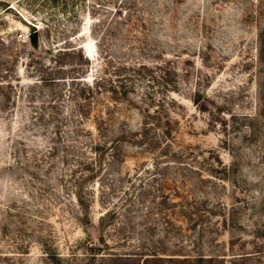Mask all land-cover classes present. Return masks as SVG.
Here are the masks:
<instances>
[{
	"label": "rangeland",
	"instance_id": "obj_1",
	"mask_svg": "<svg viewBox=\"0 0 264 264\" xmlns=\"http://www.w3.org/2000/svg\"><path fill=\"white\" fill-rule=\"evenodd\" d=\"M0 104V264H264V0H0Z\"/></svg>",
	"mask_w": 264,
	"mask_h": 264
},
{
	"label": "water",
	"instance_id": "obj_2",
	"mask_svg": "<svg viewBox=\"0 0 264 264\" xmlns=\"http://www.w3.org/2000/svg\"><path fill=\"white\" fill-rule=\"evenodd\" d=\"M29 42L33 49H38L39 47V35L37 31H33L29 34Z\"/></svg>",
	"mask_w": 264,
	"mask_h": 264
},
{
	"label": "trees",
	"instance_id": "obj_3",
	"mask_svg": "<svg viewBox=\"0 0 264 264\" xmlns=\"http://www.w3.org/2000/svg\"><path fill=\"white\" fill-rule=\"evenodd\" d=\"M55 77H46V78H43V77H40V80L42 83H48V82H51V81H54ZM89 88V86H87ZM3 107L1 104H0V108Z\"/></svg>",
	"mask_w": 264,
	"mask_h": 264
}]
</instances>
